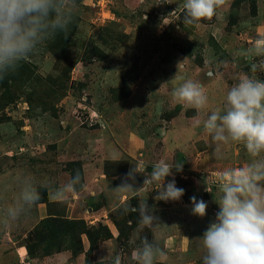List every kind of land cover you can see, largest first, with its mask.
Wrapping results in <instances>:
<instances>
[{
    "label": "rangeland",
    "instance_id": "1",
    "mask_svg": "<svg viewBox=\"0 0 264 264\" xmlns=\"http://www.w3.org/2000/svg\"><path fill=\"white\" fill-rule=\"evenodd\" d=\"M75 2L68 32L37 45L0 78V213L17 199L24 177L41 193L10 226L0 225V264H99L104 257L101 264H112L116 256L130 264L145 236L165 251L161 264H202L197 238L219 210L216 181L222 170L249 160L243 145L234 143L218 156L202 121L222 109L239 77L264 80V72L253 74L237 55L264 36V0H225L198 27L184 23L183 0ZM187 79L208 96L199 116L171 103L172 89ZM161 159L183 165L166 180L174 178L185 190L179 201H156L152 185L114 190L127 181L132 163L139 161L147 174ZM77 172L78 191L49 199L45 186L57 188ZM144 179L136 176V188ZM192 196L207 203L205 217L192 214ZM141 200L158 217L157 233L139 230V214L125 211ZM52 216L63 238L49 245L37 228ZM79 220L85 233L60 249Z\"/></svg>",
    "mask_w": 264,
    "mask_h": 264
},
{
    "label": "clouds",
    "instance_id": "2",
    "mask_svg": "<svg viewBox=\"0 0 264 264\" xmlns=\"http://www.w3.org/2000/svg\"><path fill=\"white\" fill-rule=\"evenodd\" d=\"M224 4L225 0H183L180 7L184 23L198 27L201 21L211 20ZM75 7V0H0V78L14 71L37 45L58 33L66 34ZM237 55L250 66L253 74L264 72V36L239 50ZM176 75L170 81H174ZM171 103L194 109L199 116L208 105V96L199 82L187 79L172 89ZM202 129L213 141L218 156L223 146L234 143L243 145L249 157L244 166L222 170L216 181L218 197L213 195L219 210L214 222L197 238L203 249L202 264H264V80L255 75L239 77L227 90L222 109L204 116ZM132 164L127 181L115 187V191L140 192L152 185L157 192L154 199L164 202L179 201L185 194L183 188L176 186L174 178L166 183L167 178L173 176V169L183 171V165L175 159L159 160L147 174L139 161ZM137 175L145 177L139 188L135 186ZM81 186L77 172L57 188L45 187L49 199L60 200ZM40 197L35 183L24 177L17 199L0 213V225L10 226ZM190 200L192 214L205 217L207 203L195 196ZM138 203V207L129 206L125 211L139 214V230L153 229L158 217L147 200ZM165 255L155 239L145 236L129 259L130 264H161ZM112 264H121L120 257L116 256Z\"/></svg>",
    "mask_w": 264,
    "mask_h": 264
},
{
    "label": "trees",
    "instance_id": "3",
    "mask_svg": "<svg viewBox=\"0 0 264 264\" xmlns=\"http://www.w3.org/2000/svg\"><path fill=\"white\" fill-rule=\"evenodd\" d=\"M58 218L55 216L49 217L44 219L39 227L37 229L41 230L43 233V238L46 239V241H48L47 244H52L54 242H56L60 237L63 238V235H61V230H58L57 232H55V227H56V223L59 222V220H57ZM73 226V230H72V234H67L69 237V240H64L63 243H65L62 246H60L61 248H64L66 245H74L75 242H78L81 239V236L83 233H85V223L81 220L79 221H75ZM48 229V230H47ZM77 230L79 232H77ZM67 235L64 237V239L67 237ZM109 236V235H108ZM27 250L29 252V254L34 255L36 252L35 250H32V248L27 247ZM47 253H50V251H48Z\"/></svg>",
    "mask_w": 264,
    "mask_h": 264
},
{
    "label": "crops",
    "instance_id": "4",
    "mask_svg": "<svg viewBox=\"0 0 264 264\" xmlns=\"http://www.w3.org/2000/svg\"><path fill=\"white\" fill-rule=\"evenodd\" d=\"M11 184L14 185L13 189L16 190V186H17V184H16V183L14 184V183H12V182H8V187H9ZM8 189H9V188H8ZM9 191H10V189H9ZM9 193L12 194L11 192H9ZM159 228H160V226H159V222H158V223L153 227V229H155L154 232L156 231V233H157V232L159 231ZM154 234H155V233H154ZM173 236H176V235H169V236H168V240H173V239H174ZM24 252H25L24 250H21V256H24V255H25ZM169 258H173L172 255L169 256L168 259H169ZM55 259H56V258H54V257L51 258V260H55ZM177 263H178V262H177ZM172 264H174V263H172ZM187 264H189V263H187Z\"/></svg>",
    "mask_w": 264,
    "mask_h": 264
}]
</instances>
